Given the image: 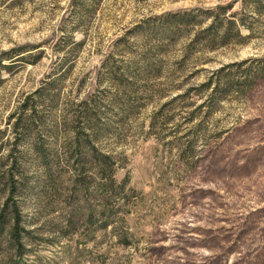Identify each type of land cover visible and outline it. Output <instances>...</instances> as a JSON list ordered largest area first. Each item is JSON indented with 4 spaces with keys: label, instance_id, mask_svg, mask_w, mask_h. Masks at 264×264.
Returning <instances> with one entry per match:
<instances>
[{
    "label": "rangeland",
    "instance_id": "1",
    "mask_svg": "<svg viewBox=\"0 0 264 264\" xmlns=\"http://www.w3.org/2000/svg\"><path fill=\"white\" fill-rule=\"evenodd\" d=\"M250 1L0 0V264H264V78L215 89L264 70ZM217 5L243 43L168 19Z\"/></svg>",
    "mask_w": 264,
    "mask_h": 264
},
{
    "label": "trees",
    "instance_id": "2",
    "mask_svg": "<svg viewBox=\"0 0 264 264\" xmlns=\"http://www.w3.org/2000/svg\"><path fill=\"white\" fill-rule=\"evenodd\" d=\"M249 4H250L249 6H251V8L255 12H259V13L264 12V0H251ZM231 9H232L231 5H217L215 8L199 9V12L195 10L194 11L191 10V11H183L181 13H173V14L169 13L168 19L172 23H174L178 18H180L181 22H185L187 25H190L192 23H196L197 15L199 16L201 13H205L206 17L208 16L212 17V21L207 27H205L204 29H200V31L197 32V35H200L201 39L203 38V40L206 42V45L209 48H214V47H218L219 45L228 44L232 42V40L233 42L243 43L244 40L247 39L246 38L247 36L242 33V26L243 27L247 26L250 29L252 28V25L249 26L246 23V21H244L243 17H238L236 15V11L230 12L228 14V11ZM11 58L12 56L9 57V59ZM244 61L245 60L241 62H233L227 64L226 66L233 68L234 66L241 65L242 63H244ZM2 66L6 67L7 65H2ZM224 69L225 66L221 67L219 71L222 72ZM262 78H264L263 69H256L254 72H251L248 75L246 74L245 78L240 82L237 81L236 78L229 75L228 73L224 77V81H220V79L216 81L215 89L218 86L221 96L225 95L227 92L231 90L242 91L247 93L252 89L255 83ZM214 81H215L214 76H210L208 80L203 83V85L206 87H210L214 83ZM17 125H20L18 124V121H17ZM44 167L47 170L52 168V165H49L48 163L47 165L45 164ZM3 172H4L3 170H0V177H2ZM108 176L109 177H107V180L109 178L111 182L115 181L114 177H112L113 176L112 174ZM4 178L6 179L5 182L8 185L10 182V191L8 193L7 199L2 209H0V236H1V232L4 229H6L9 231L10 235L12 236L13 242H15V244L20 245L22 244L21 238L23 234L21 232L24 231L25 228L23 225H21V215H20L21 212L15 202L13 195L15 193L16 183L18 181L12 170L10 171L7 177L6 176L2 177V179ZM10 202H12L11 204L13 205H10Z\"/></svg>",
    "mask_w": 264,
    "mask_h": 264
}]
</instances>
